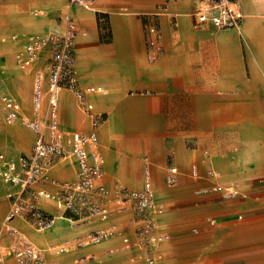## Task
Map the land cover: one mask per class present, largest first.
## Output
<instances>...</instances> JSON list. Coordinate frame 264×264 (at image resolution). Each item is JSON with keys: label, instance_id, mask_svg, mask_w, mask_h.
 <instances>
[{"label": "crops", "instance_id": "0c3cea01", "mask_svg": "<svg viewBox=\"0 0 264 264\" xmlns=\"http://www.w3.org/2000/svg\"><path fill=\"white\" fill-rule=\"evenodd\" d=\"M62 1L27 0L5 5V0H0V35H45L42 33L51 27L50 20L34 17L31 12L39 5L58 7ZM200 1L95 0L91 8H83L70 7L65 0L64 14H69L79 29L75 46L79 85L99 89L86 96L92 106V115L87 114L102 116L103 121L94 128L93 120L78 113L84 111L74 94L63 91L59 126L65 132H96L103 171L105 153L107 170L113 173L110 189L114 195L122 193L121 188L144 190L131 186L130 170L144 181L149 170L152 190L168 202L160 225L170 236V247L163 253L156 249L162 262L264 264V0H235L242 12L241 23L224 30L195 25L193 13ZM100 16L107 21V33L101 30ZM62 17L53 32L63 29ZM37 19L47 21L40 24ZM0 59V74L14 78L5 85L7 95L19 103L21 117L30 118L35 73L43 60L21 68L28 78L24 105L18 89L19 70L12 65V58L8 64L5 57ZM28 69L32 75L27 74ZM64 102L71 104L74 116L69 129L65 128ZM17 121L23 124L21 119ZM83 121L86 127L81 129L78 125ZM26 128L30 133L0 126V143L10 137L16 147L32 148L35 134ZM26 132L31 135L29 146L23 137ZM0 153L13 159L2 149ZM22 154L26 153L18 155ZM70 159L72 174H76L77 165ZM149 162L160 166L155 168ZM168 166L176 169L178 183L174 186L167 180ZM54 173L65 175L63 164ZM218 184L230 185L236 195L221 196L214 191ZM5 186L0 182V193L7 188L0 194V221L10 209L7 194L13 189ZM40 187L51 193V187ZM47 202L51 201L41 200L40 205ZM53 212L63 214L58 209ZM11 225L34 245H43L34 239L35 234L31 240L17 219ZM69 229L72 235L55 241L73 236L75 232ZM77 242L73 244L76 250L87 247H78ZM8 244L2 223L0 261L7 258L15 263L2 252ZM42 251L47 264H59L58 257L69 248L56 246ZM135 255V251L126 252L103 264H134L130 257Z\"/></svg>", "mask_w": 264, "mask_h": 264}, {"label": "built area", "instance_id": "2783aa9c", "mask_svg": "<svg viewBox=\"0 0 264 264\" xmlns=\"http://www.w3.org/2000/svg\"><path fill=\"white\" fill-rule=\"evenodd\" d=\"M95 0H67L70 7L91 8ZM195 25L209 24L216 30L234 28L241 23L242 12L235 0H202L193 13ZM64 27L59 32L42 36H29L17 56L21 68H27L43 60V65L35 73L32 96V116L21 117L19 103L11 96L1 98L3 118L7 125L21 119L34 134V143L29 154H22L17 160L0 153V181L13 188L7 194L10 210L3 221L9 240L2 249L16 264H47L44 252L34 245L21 231L11 225L17 218L36 222V230L51 226L55 217L40 207L41 200H49L63 207V214L85 212L106 218L107 209L99 205L94 181L103 174V157L98 151V137L95 131L88 134L65 132L59 126V96L69 91L76 97L80 108L92 115V106L86 96L99 91L97 88H81L76 75V38L79 29L69 14L61 18ZM101 30L107 33V21L99 17ZM155 32V28L151 29ZM92 125L96 128L102 116H94ZM72 158L77 165L75 180L66 182L58 193L51 194L40 186L48 178L49 170L61 160ZM168 183H174L176 169L168 166ZM148 172H145L147 179ZM233 188L217 186L214 191L221 196L234 197ZM127 203L144 223L137 236L145 248V264H162V257L156 251L157 237L154 225L157 215L162 213L154 203L153 190L148 182L144 190L137 192L123 188L122 196L111 195V201ZM112 235L110 231H95L78 240L77 246L98 244ZM60 251H66L60 248Z\"/></svg>", "mask_w": 264, "mask_h": 264}, {"label": "rangeland", "instance_id": "374dc122", "mask_svg": "<svg viewBox=\"0 0 264 264\" xmlns=\"http://www.w3.org/2000/svg\"><path fill=\"white\" fill-rule=\"evenodd\" d=\"M13 0H5V5H9L12 3L15 4H23L26 3L27 0H18L16 2H11ZM40 3H53V0H39ZM202 1V0H201ZM200 1V4H201ZM11 2V3H9ZM22 9L24 6H22ZM66 2L65 0L62 1V3L58 7H49V6H43L39 5L36 10L31 12L34 17L38 18H46L49 19L51 22V27L47 29L42 34H48L50 32H53V30L56 29L57 24L59 23L60 17L64 15L66 12ZM93 11V10H92ZM46 19H37L35 20L36 23H45ZM46 20V21H44ZM9 21V20H7ZM35 24V22H33ZM32 24V25H34ZM36 28V27H35ZM15 35V36H14ZM28 34H16V33H9V34H1L0 35V56L5 57L7 64L11 60L12 65L19 71H16L18 73L19 78V95L22 97V102L25 105L26 103V87L28 84V78L21 73V67L18 64L17 56L20 53L21 46L24 44V42L27 40ZM4 40V42L2 41ZM18 41H20V44L18 46ZM10 42V43H9ZM7 43V44H6ZM5 44V45H1ZM18 47V48H17ZM0 61H3L0 59ZM0 66V71H1ZM28 75H32V70L28 69L27 71ZM31 78V77H30ZM11 77H8L5 75L0 74V126L5 130H11L16 127L22 128L29 132V130L26 128L24 124H21L19 121H17L12 126H7L4 122L3 118V107L1 103V98L4 95L10 94L8 93L5 85L6 83H10L12 81ZM63 106L65 108V117L67 125H65L66 129H69L71 127L70 122L74 120L72 107L69 102H64ZM78 113L83 115L84 117L88 118L89 120H94L95 117L88 116L87 113H84L82 111L78 110ZM95 115H99L100 112L95 113ZM110 122V121H109ZM108 122V123H109ZM79 128L84 129L86 127L85 121L82 122V124L79 123ZM14 132V131H13ZM12 132V133H13ZM26 132L23 137L24 140L27 142V146L30 144L31 135ZM18 131H15V134L18 135ZM0 149L4 150V152L9 155L11 158L17 160L19 157V153L23 152L26 154H29L31 151V147H29L28 150H23L15 146L14 141L12 138L7 137L5 141L0 143ZM103 149V148H102ZM118 157V156H117ZM105 158V168L103 171V174L98 177L94 181V188L97 189L98 195V201L99 205L103 206L107 209V216L106 218L99 217L97 215H90L86 214L85 212L81 214H73V213H54V209H58L60 211H63V207L54 203V202H47L48 204H45V206L40 207L45 210L48 213L53 214L56 219L53 221L50 227L44 229L41 233L37 234L36 231V222H32L31 218H28V221L21 218H17V224L24 228L26 234L33 240L34 239L43 244L39 245L36 244L37 247L39 246L40 249L48 252L51 248H55L56 246H64L69 248V251L67 253L62 254L58 257L59 264H103L104 262L108 260H112L115 258H121L124 256L126 252L135 251L136 255L130 259L134 261V264H145L144 261V251L145 248L142 246V242L137 236V233L140 231L141 227L144 225V223L140 220V217L136 215V213L133 211L132 208L129 207L127 203L123 202H115L114 204H106L105 198L110 199L111 195L113 196V188L110 189V177L113 175L110 171L107 170V156L104 153ZM149 160V159H148ZM155 166V168L159 167L160 165L157 163L149 162ZM63 164L64 166V173H54L51 174V172L56 171V169ZM74 165L72 160L65 159L61 160L58 164H55L48 173V178L44 182L45 188L51 187V194L58 193L61 188H63V185L66 182H71L75 180L76 174L73 173ZM145 167L142 168V173ZM165 171V170H164ZM72 174V175H71ZM131 178H130V184L132 187L137 189H143L145 188V181L141 178H137L134 176L132 170H130ZM70 175V176H69ZM122 178V177H121ZM194 178V177H193ZM1 182V181H0ZM4 187H6L3 182H1ZM178 183V177L174 178V183L170 184V186H174ZM149 185L152 187L151 179H149ZM223 184H218L216 186L221 187H229L230 185L222 186ZM215 188V187H214ZM7 188L2 189L1 195L5 193ZM123 189V188H121ZM213 190L212 188L206 189V190ZM13 190V189H12ZM203 191H205L203 189ZM48 192V191H47ZM140 192V191H137ZM208 192V191H207ZM50 193V192H49ZM232 193H236V191L233 189ZM159 193H155L153 191V199L154 203L160 206L162 209V213L157 215L154 225V233L157 235V237H163L161 240H156V248L155 249H161L162 253L165 252L167 248L170 246L168 245L170 243L169 237L167 236V233L161 230L160 225V217L163 216L166 213V205L168 202L162 201L158 197ZM121 195H115L116 198H120ZM111 201V200H110ZM10 210V209H9ZM9 210L7 209V212L5 216H7ZM4 216V217H5ZM3 217V218H4ZM69 227L72 228V230L75 232V234L69 238L57 240L58 237H66L72 235V231L69 229ZM3 223V220L0 221V226ZM61 231L69 233L66 234H60ZM95 231H110L112 232V235H110L108 238L104 239L98 244L87 246L82 248L81 250H76L73 247L74 242H77L79 239H83L87 237L89 234L95 232ZM124 240H127L124 242ZM54 241V242H51ZM50 242V243H48ZM47 243V244H46ZM84 255L86 258H82L81 256ZM5 257V256H4ZM142 257V263L140 262V258ZM0 264H15L13 260L11 259H3L0 261ZM162 264H165L162 262Z\"/></svg>", "mask_w": 264, "mask_h": 264}, {"label": "bare ground", "instance_id": "6f19581e", "mask_svg": "<svg viewBox=\"0 0 264 264\" xmlns=\"http://www.w3.org/2000/svg\"><path fill=\"white\" fill-rule=\"evenodd\" d=\"M34 24V23H33ZM35 25V24H34ZM15 36V35H14ZM6 77V76H5ZM147 172H148V177H147V179L145 178V183H147L148 182V184H149V179H150V173H149V170L147 169ZM150 187H151V185H149ZM145 187H146V184H145ZM152 188V187H151ZM120 195H121V193H120ZM66 234V235H68L69 233H67V232H64V231H61L60 232V234Z\"/></svg>", "mask_w": 264, "mask_h": 264}]
</instances>
